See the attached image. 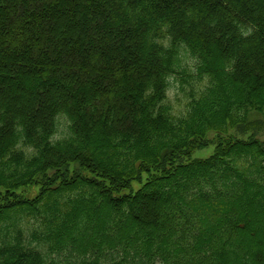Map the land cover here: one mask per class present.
I'll return each mask as SVG.
<instances>
[{
  "label": "trees",
  "instance_id": "16d2710c",
  "mask_svg": "<svg viewBox=\"0 0 264 264\" xmlns=\"http://www.w3.org/2000/svg\"><path fill=\"white\" fill-rule=\"evenodd\" d=\"M263 130L264 0H0V264H264Z\"/></svg>",
  "mask_w": 264,
  "mask_h": 264
},
{
  "label": "rangeland",
  "instance_id": "374dc122",
  "mask_svg": "<svg viewBox=\"0 0 264 264\" xmlns=\"http://www.w3.org/2000/svg\"><path fill=\"white\" fill-rule=\"evenodd\" d=\"M197 59L191 55L188 51L180 48L179 51V61L177 66V73L169 76L167 94L170 98L172 105L176 109H182L186 101L189 99L190 91L195 88V81H198L195 74ZM69 121L63 116L59 115L57 117V128L54 134V138L61 137L66 134L68 129ZM236 136L246 137L248 133L239 134L233 132ZM260 139H264V130L257 133ZM214 133L209 132L208 138H213ZM214 143H209L207 146L198 148L192 153V157H207L213 152ZM132 186L134 188L138 187L137 182L133 181ZM37 189V188H36ZM35 190V189H34ZM35 192V191H34Z\"/></svg>",
  "mask_w": 264,
  "mask_h": 264
}]
</instances>
